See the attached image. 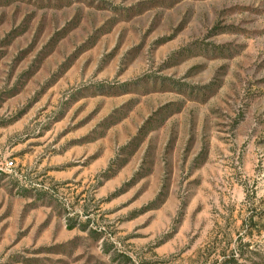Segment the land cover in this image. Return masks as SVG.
<instances>
[{"label":"rangeland","instance_id":"1","mask_svg":"<svg viewBox=\"0 0 264 264\" xmlns=\"http://www.w3.org/2000/svg\"><path fill=\"white\" fill-rule=\"evenodd\" d=\"M0 264H264V0H0Z\"/></svg>","mask_w":264,"mask_h":264}]
</instances>
